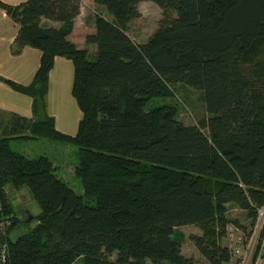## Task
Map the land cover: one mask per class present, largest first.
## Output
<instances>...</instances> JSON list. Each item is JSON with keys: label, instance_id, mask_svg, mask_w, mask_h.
Masks as SVG:
<instances>
[{"label": "trees", "instance_id": "trees-1", "mask_svg": "<svg viewBox=\"0 0 264 264\" xmlns=\"http://www.w3.org/2000/svg\"><path fill=\"white\" fill-rule=\"evenodd\" d=\"M92 2L105 15H95L86 37L97 48L91 54L69 40L82 0L0 1L19 26L16 51L41 52L31 84L2 80L33 99L37 117L0 123V215L9 218L0 224V264H197L175 238L185 226L201 230L190 240L208 264L229 262L227 227L241 228L230 206L252 224L264 206V0ZM142 2L163 18L138 44L129 28ZM59 57L74 67L82 113L74 136L47 114ZM177 85L203 94L207 119L185 125L173 104L147 111L154 99L173 100ZM21 139L75 146L73 176L47 156L15 151ZM9 187L26 189L39 206L32 222L14 214Z\"/></svg>", "mask_w": 264, "mask_h": 264}, {"label": "rangeland", "instance_id": "rangeland-1", "mask_svg": "<svg viewBox=\"0 0 264 264\" xmlns=\"http://www.w3.org/2000/svg\"><path fill=\"white\" fill-rule=\"evenodd\" d=\"M92 1L93 0H83L85 10L82 18L87 19V17H90L91 19L93 16V10L105 15L104 9H97ZM139 11L141 16L131 23L129 35L136 43L143 44L158 28L159 22L163 18V11L153 2L140 3ZM86 47L91 54L95 52L94 47L87 45ZM174 93L175 96L173 100L154 99L149 103L147 111L166 104H173L178 108V120L185 125H198L202 120L207 119L208 113L201 92L192 90L185 85H177L174 87ZM49 106L50 113L55 119L57 130L60 132L64 131L62 132L63 134L70 136L76 135L79 122L82 118V113L71 92L69 94L63 93L54 96V100L50 99L48 107ZM59 127L63 130H59ZM11 147L17 152L27 153L32 157H49L58 166L66 168L65 170L68 172L64 174L66 178H69V175L73 176L74 170L72 168L78 164L77 157L75 156L76 147L70 144L53 140L37 141L21 139L13 141ZM71 186L76 192H82V189L78 186L77 182L72 183ZM7 192L14 208V214L21 220L29 218V221L32 222L33 219L40 214L41 211L39 206L26 189L18 191L9 187ZM228 217L231 220H237L245 230V233L250 230L252 219L247 213L239 208L233 205L230 206ZM0 218L4 219L6 216L4 217V215L1 214ZM36 225L37 222L32 224L33 227ZM201 234L202 232L198 227L185 226L176 230L175 238L181 243L183 254L186 257L193 258L197 264H208L190 240L191 235ZM17 235L18 234H16V236ZM238 237L239 234L237 233L233 238L235 239ZM228 242L229 241L224 240L223 245L228 246ZM230 244L232 243L230 242ZM75 264H83V262L82 260H78Z\"/></svg>", "mask_w": 264, "mask_h": 264}, {"label": "crops", "instance_id": "crops-1", "mask_svg": "<svg viewBox=\"0 0 264 264\" xmlns=\"http://www.w3.org/2000/svg\"><path fill=\"white\" fill-rule=\"evenodd\" d=\"M0 1L10 5H19L27 0ZM98 8L102 9L100 7H97V9ZM84 10V2L82 0L81 14L77 18L75 29L69 37V40L80 49L87 48L85 44L86 37L90 34H94L95 15L98 14V12L93 10L91 19L90 17H87V19L82 18ZM43 25L52 28L60 27L59 23L46 19H43ZM18 32L19 26L8 16L5 10L0 8V123H8L12 116L15 115L27 119H34L37 117L33 109V99L14 91L2 81L12 80L23 85H29L32 83L39 69L41 60V52L39 50L25 47L19 52L16 51L15 42ZM91 47H94V51L96 52V46L91 45ZM73 83V63L63 57L57 58L55 67L50 73L49 78V92L46 101L48 116L52 117L50 106L48 107L50 99L54 100V96L63 93L69 94L71 92L72 94ZM59 130L62 131L63 129L59 127Z\"/></svg>", "mask_w": 264, "mask_h": 264}, {"label": "built area", "instance_id": "built-area-1", "mask_svg": "<svg viewBox=\"0 0 264 264\" xmlns=\"http://www.w3.org/2000/svg\"><path fill=\"white\" fill-rule=\"evenodd\" d=\"M1 223H9V218H0ZM237 233L239 237L234 239ZM226 241H229L227 245L231 252V260L225 264H264V206L257 210V218L247 233L242 227L229 225ZM5 259L6 247L0 246V262H4Z\"/></svg>", "mask_w": 264, "mask_h": 264}]
</instances>
